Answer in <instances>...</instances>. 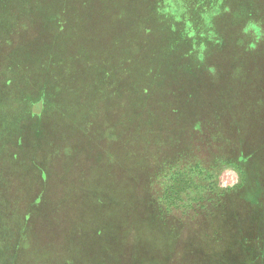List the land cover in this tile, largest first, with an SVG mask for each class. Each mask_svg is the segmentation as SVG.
<instances>
[{"label": "rangeland", "instance_id": "1", "mask_svg": "<svg viewBox=\"0 0 264 264\" xmlns=\"http://www.w3.org/2000/svg\"><path fill=\"white\" fill-rule=\"evenodd\" d=\"M60 1L67 2L65 16L85 18L86 11H90L89 17L92 19L80 31L87 38L92 34L87 44L95 50L97 41L92 30L98 25L94 20L96 15L105 10L103 5L106 0ZM138 1L141 4L138 11L140 16L142 13V24L161 22V26L153 25L149 28L162 30L168 42L172 40L174 44L175 41L173 52L177 56L182 53L180 63L186 65L182 70H177L179 76H192L194 64L199 62H204L206 70H217L218 75H204L205 83L201 94L193 98L199 97L196 102L225 103L218 99L226 93L221 87L229 83L237 91L241 87L253 90L252 98L257 101L261 99L264 103V0H261L257 9H247L253 16L256 15L249 19H246L244 8L235 11L234 7L239 0H223L229 7L226 11L222 8V0ZM63 10L59 5L58 14ZM64 27H69V24ZM57 32H62V29L57 28ZM26 34H29L28 31ZM163 46L160 48V55L164 60L168 56L164 54ZM57 47L58 52L69 54L75 46L73 42L60 38L57 39ZM85 65L86 61L83 60L81 66ZM71 66L67 71L58 63L52 66L57 74L56 85L60 87L50 90L52 95L49 99L53 102L52 105L43 106L41 102H37L30 106L26 102H15V87L0 90V99L3 102L0 104V116L10 117L5 128L0 123V129L3 130L0 136V170L5 172L0 176V250L12 248L9 245L10 236L13 231L18 230L17 240L21 238L20 246L22 245L23 252L27 254L25 257L28 258L25 264H37L36 259L40 262L39 254L43 246L49 253L48 264H57V231L76 229L77 226L87 230L85 237L81 239L76 251L69 252L71 237L65 236V252L62 251L74 259L73 263L68 264H93L103 255L102 246L106 244L105 240H113L109 235L112 234L111 231L104 237L100 228L96 230L102 220L112 215L119 217L123 211L130 215L135 209L139 214V196L145 198L143 181L149 182L148 173L142 176L139 168L133 169V166L126 165L124 161L126 150H132L133 156L136 148L141 145L138 140L141 129H135L139 120V115L135 113L137 110L143 109V122L154 123L147 134L152 132L172 136L180 133L179 137L191 136V139L199 136L200 128L193 130L196 124L191 121L193 112L181 113L179 120L175 118V113L163 111L160 112L162 116L149 111V104L153 102L151 98L142 100L145 105L131 99L123 116L119 102L110 103L106 100L105 104L98 103L99 98L101 99L98 93L101 90V81H91V84H97V87L91 88L89 94L91 103L86 106L81 104V101H76V97L86 93L83 90L75 93L67 88L76 84L69 74ZM239 67L241 71H238ZM88 70L89 68L85 72L88 73ZM99 72L100 70L92 71L87 79L100 77ZM194 75L203 76L197 73ZM216 77L218 79L215 89L212 90ZM163 91V97L155 96L160 106L165 107L163 104L167 100L171 103L180 102L181 93L175 94L177 97L165 99V90ZM230 92L231 101L237 102L236 92ZM213 93H216L215 96ZM263 103L257 102L256 106L264 105ZM231 106L235 111V105ZM207 115L210 119H229L219 105L217 113L211 112ZM260 117H264V106L259 107L257 112L255 110L246 115L245 124L242 123L245 136L237 134V116L232 126L236 143L239 141L241 144L244 140L248 143L246 146L250 147L255 140L254 144L258 141L259 147H263L262 151L247 164L241 162L234 166H223L212 180L219 188L231 189L222 197V208L219 207L218 211H223V214L231 210L240 213L246 223H249L252 215V206L244 201L249 186H252L251 182H259L264 189V119ZM14 118L18 120L16 125L12 120ZM164 120L171 122L166 124ZM180 120L186 121L187 127L180 124L175 130L173 124ZM160 121L161 125L158 124ZM127 136L128 139L132 137V141L125 140ZM161 162L162 164L153 165L151 170L159 173L167 167L164 161ZM152 178L156 177L152 175ZM159 184L155 183L150 193L156 205L154 209H151V205L148 207L142 204V223L135 230L133 226L127 227L130 234L123 235L125 242L132 248L135 242L137 245L136 251L126 250L124 258L127 262L133 258L141 262L148 260L150 264H264V244L249 242V245H244V249L240 235L235 237L233 222L232 225L227 224L223 217L218 216L205 217L204 220L203 213L208 203L205 207H200V202L189 204L188 201L178 208L159 211ZM124 199L136 200V207L135 204L127 205L126 210H122L120 202ZM99 202L101 205L98 206ZM203 220L204 224H200ZM212 221L214 222L211 223ZM215 224L222 227V241L213 236L214 228H217ZM120 225L118 226L121 227ZM258 229L264 233V223L261 222ZM120 234L119 231L116 236L122 237ZM229 234L234 235L235 241L228 237ZM131 237L133 241H130ZM144 240L146 244L143 243ZM31 252L33 253L30 254ZM29 254L33 255L32 260ZM0 264L17 262L7 256V259L0 257Z\"/></svg>", "mask_w": 264, "mask_h": 264}, {"label": "trees", "instance_id": "2", "mask_svg": "<svg viewBox=\"0 0 264 264\" xmlns=\"http://www.w3.org/2000/svg\"><path fill=\"white\" fill-rule=\"evenodd\" d=\"M66 3V1L60 0H0V90L15 87V97H13L15 102H26L30 106L37 102H41L43 106L52 105L53 102L49 99L52 95L50 90L51 88L56 90L59 87L56 85L57 74L52 70V66L58 63L67 71L72 65L69 74H71L73 82H76V84L67 88L71 91L74 90L75 93L83 90V93L87 95L77 96L76 101H81V104L85 106L91 103L89 96L92 91L91 88L97 87V84H91V81L92 83L101 81V90L98 92L101 99L99 98L97 102L100 104L102 102L105 104L104 101L106 100L110 103L119 102L122 116L125 115L126 107H129L131 99H134L135 103L145 105L142 100L151 98L153 102L149 104V111L159 113L162 116L163 114L160 112L163 111L170 114L175 113L177 115L175 118H178V120L182 116L181 113L193 112L191 121L196 122L193 130L200 128L198 131L200 139L198 137L191 139V136L182 138L179 137L180 133L172 136L152 132L147 134L154 123L152 121H142L143 109L135 112L136 115H139L135 129L139 128V131L141 129V135L138 138L141 145L136 148L133 156L132 150H126L124 161L126 165L133 166V169L139 168V174L142 176L148 173L149 182L143 181L145 198L139 196L140 207L137 209L139 214L136 213V209L135 212L131 211L130 215L123 211L119 217L109 216L96 227V230L100 228L104 237L111 231L112 234L109 235L113 237V240L112 238H105L106 244L102 246L104 253L93 264H150L148 260L141 262L133 258L129 259L128 262L126 261L124 258L126 250L136 251L137 245L135 242L136 247L132 248L131 245L125 242L123 235L125 233L130 234L127 227L131 226L132 228L133 226L135 230L138 224L140 226L142 223V219H144L142 204L148 207L151 205V209L156 206L150 194L155 183H160L158 186L161 205L157 204L159 211L171 207L178 208L188 201L189 204L200 202V207H205V204L208 203L203 213L204 220L205 217L211 216L223 217L227 224L232 225L233 222L236 232L235 237L240 235V242H243V246L249 245V242L263 245L264 233L260 232L258 225L261 222L264 223V199L262 198L264 189H262L259 182L252 181V186H249V191L245 195L244 201L252 206L250 221L246 223L245 218L240 213L231 210L226 212L227 214H223V211H218L219 207L222 208L220 206L222 197L231 189L219 188L216 182L212 181L220 173L223 166H234L241 162L247 164L250 159L262 151L263 147H259L260 143L258 141L257 144H254L255 140L250 147L246 146L248 143H245L244 140L241 141V144L239 141L236 143L232 126V122L235 121V116H237L238 121L236 120V122L239 124L237 134L245 136L246 131L242 123L245 124L247 114L255 110L257 112L259 107L264 106H256L257 102L263 103L261 99L257 101L252 98L254 96L253 90L241 87L237 91L227 83L221 87L226 93L218 99V101L222 99L221 101H225V103L201 104L196 102L199 97L193 98L201 94L205 83L204 75H216L217 70L213 71V68H207L206 70L204 62H199V64H194L192 76H179L177 70H182L186 65L180 63L182 53L177 56L173 52L175 41L174 44L172 40L168 42V38L166 39V35L162 30L157 31V28L154 29L157 25L161 26V22L155 21L146 25L142 24V13L140 16L138 11L141 4L138 0H106L104 2L103 9L105 10L95 16L94 21L98 26L95 30H92L97 41L95 50L87 44L88 39H90L89 36H92V34L90 33L87 38L80 31L84 25L90 23L89 20L92 19V17H89L91 16L90 11H86L87 16L85 18L65 16ZM259 4H261V0H239L234 9L238 12L244 8V12L246 11L247 14L246 19H249L253 14L252 12L249 13L247 9H257ZM59 5L64 10L58 14ZM222 8L226 11L229 7L224 3ZM67 23L69 27H64ZM153 25V29H150L149 26ZM146 26L148 27L145 28ZM57 28L58 30L62 29V32H57ZM27 31L29 34H26ZM59 37L64 41L73 42L74 50L69 54L58 52L57 39H60ZM162 45H164V54L168 56L164 60L160 55ZM66 54L67 57H65ZM83 60L86 61V65L82 67ZM87 68H89L88 73L85 72ZM96 70H100L99 74L101 76L88 80V74ZM238 71H241L240 67ZM194 73L203 76H195ZM217 79L216 77L213 81L212 90L215 89ZM163 90H165V99L177 97L175 94L181 93V97H178L180 102L171 103L170 100H167L163 104L165 107L160 106L156 102L155 96L160 95L163 97ZM231 90L233 93L236 92L235 98H238V103L231 101ZM215 94L213 93V96ZM1 103L3 102L0 99ZM98 103L97 105H99ZM230 103L235 105V111L232 110L233 107ZM217 105L223 107L227 114L225 117L230 120H216L208 117L207 114L211 112L217 113ZM260 119H264V117H260ZM7 120H10V117L0 116V123L4 125V128L8 126ZM12 120H14L15 125L18 123L16 118ZM161 122L158 124L161 125ZM164 122L169 124L171 121L164 120ZM180 124L184 128L187 127L186 121L180 120L178 123L173 124L174 129L177 130ZM128 128L131 132L130 126ZM2 131L0 129V136ZM125 140L130 142L132 137L128 139L127 136ZM236 145L240 146L236 147ZM1 147L2 145H0V149ZM161 160L164 161L163 163L167 167H164L159 173L151 170L156 163L162 164ZM4 173L0 170V176H3ZM152 175L156 178L151 179ZM135 202L136 200L124 199L120 202V205L122 210H126L127 205L131 206ZM97 205H101V202ZM163 207L165 208L162 209ZM192 208L195 207L192 206ZM137 220H139V223H137ZM204 220L200 224H204ZM119 224H121V227L118 226ZM247 225L249 226L246 227ZM77 227L76 229L57 231V264L74 262L69 254L63 253L64 238L67 235L71 237L69 252L76 251L81 239L85 237L87 232L83 227ZM215 227H217L216 224ZM221 228L220 226L214 228L213 236L218 241L222 238L220 234L223 233V230ZM118 230L121 232L122 237L116 236ZM18 236V230L11 233L10 238L12 241L9 240V245L12 248L7 250L2 248L0 257L7 259V256H9L17 264H25L28 258L25 257L27 254L23 252L22 245L20 246L19 241H21V238L19 241L17 240ZM228 237L234 241L236 239L233 234H229ZM133 240L132 238L130 241ZM143 243L146 244L145 240ZM243 248L245 249L246 246ZM30 254L29 258L32 260L33 255L30 256ZM39 255L40 262L36 259V263L48 264L50 261L49 253L44 246L41 248ZM36 256L35 254L34 257L36 258Z\"/></svg>", "mask_w": 264, "mask_h": 264}]
</instances>
